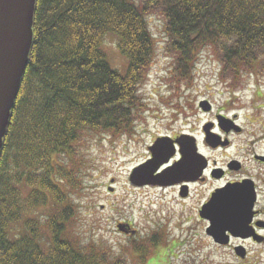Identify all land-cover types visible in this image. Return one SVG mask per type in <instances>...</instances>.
Segmentation results:
<instances>
[{"label":"trees","instance_id":"trees-1","mask_svg":"<svg viewBox=\"0 0 264 264\" xmlns=\"http://www.w3.org/2000/svg\"><path fill=\"white\" fill-rule=\"evenodd\" d=\"M152 15L164 21L176 81L190 82L208 47L233 88L245 73L264 74V0H37L0 156V264H127L69 235L70 190L81 187L80 176L60 161L75 154L85 132L130 136L144 119L140 92L157 52ZM108 34L127 60L125 74L103 49ZM40 208L49 211L44 223L25 218ZM157 233L148 248L135 242L144 260L166 241Z\"/></svg>","mask_w":264,"mask_h":264},{"label":"rangeland","instance_id":"rangeland-1","mask_svg":"<svg viewBox=\"0 0 264 264\" xmlns=\"http://www.w3.org/2000/svg\"><path fill=\"white\" fill-rule=\"evenodd\" d=\"M149 24L157 52L141 87L140 94L148 108L137 130L130 136L85 132L75 154L60 161L76 174L79 172L81 185L70 190L76 212L67 223V229L70 236L96 244L99 249L125 259L127 264H228L217 248L203 247L207 237L205 223L197 214L198 196H192L185 205H178L174 194H162L151 187L136 188L130 184L129 176L145 161L148 146L157 136L179 129L200 133L208 119L225 103L230 114L252 112V90L261 87L264 92V76L258 79L257 87L254 77L247 75L237 88H233L234 82L222 79L221 65L213 49L208 47L199 54L190 82L176 81L173 79V58L166 49L164 21L152 15ZM103 49L111 65L125 74L127 60L113 34L105 37ZM206 100L212 104L214 112L205 111L209 106ZM110 188H114L113 191ZM28 192L24 190L25 194ZM48 214V210L40 208L25 218L39 217L44 223ZM129 222L137 230L136 235L118 230L119 223ZM157 232L166 241L153 249L156 250L154 257L151 251L145 254L144 260L141 255L146 250L143 249L150 246L146 240L155 238ZM135 242L143 249L136 251Z\"/></svg>","mask_w":264,"mask_h":264},{"label":"flooded vegetation","instance_id":"flooded-vegetation-1","mask_svg":"<svg viewBox=\"0 0 264 264\" xmlns=\"http://www.w3.org/2000/svg\"><path fill=\"white\" fill-rule=\"evenodd\" d=\"M252 92V112L230 114L225 103L200 133L179 129L162 134L169 138L161 142V154L167 148L170 161L157 171L161 184L146 186L174 194L178 205L198 196V216L214 194H221L222 240H213L211 219L204 212L207 240L202 244L217 248L228 264H264V92L261 87ZM211 139L219 144L212 145ZM151 145L145 161L153 157ZM167 169L172 176L165 174Z\"/></svg>","mask_w":264,"mask_h":264},{"label":"water","instance_id":"water-1","mask_svg":"<svg viewBox=\"0 0 264 264\" xmlns=\"http://www.w3.org/2000/svg\"><path fill=\"white\" fill-rule=\"evenodd\" d=\"M37 0H0V156L3 149L4 137L11 119V113L19 94L23 76L26 72L30 52L33 45L34 15ZM165 138L158 139L151 150L159 146ZM212 145H217L215 139H211ZM150 161V170H144L143 165L134 169L130 180L133 185H156L159 182L153 175L163 163V160ZM112 190V188H110ZM221 194L217 193L201 213L202 217H208L212 222L214 238L222 240L223 228L221 224ZM124 231H129V226L119 225Z\"/></svg>","mask_w":264,"mask_h":264}]
</instances>
